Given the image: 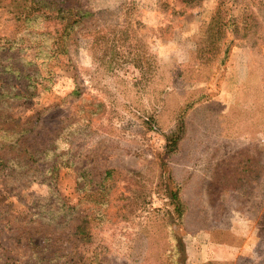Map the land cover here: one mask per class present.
Wrapping results in <instances>:
<instances>
[{"label":"rangeland","instance_id":"1","mask_svg":"<svg viewBox=\"0 0 264 264\" xmlns=\"http://www.w3.org/2000/svg\"><path fill=\"white\" fill-rule=\"evenodd\" d=\"M0 157V264H264V0H0Z\"/></svg>","mask_w":264,"mask_h":264},{"label":"trees","instance_id":"2","mask_svg":"<svg viewBox=\"0 0 264 264\" xmlns=\"http://www.w3.org/2000/svg\"><path fill=\"white\" fill-rule=\"evenodd\" d=\"M74 10H75L74 7H69V8H61L60 7L57 9V12L60 16V19H62V22H64L63 20H67L65 25H64L63 31L59 34V39H61V40H63L64 37L69 35L71 31H73V29L75 28V25L82 18V16L78 17L77 13L73 14ZM82 13H84V15H86V13H88V12H84L83 10H81L80 14H82ZM72 15H74L73 19H72ZM57 44L60 45V42L59 43L57 42ZM58 50L61 52H66V49L61 47V46L58 47ZM169 147H170V145H169ZM176 147L177 146L172 145L171 150H174ZM2 160L3 159H1V157H0V162H2ZM78 229H82V225H79Z\"/></svg>","mask_w":264,"mask_h":264}]
</instances>
